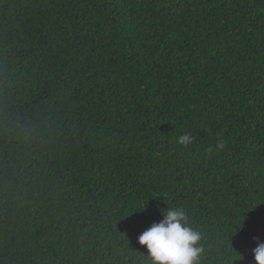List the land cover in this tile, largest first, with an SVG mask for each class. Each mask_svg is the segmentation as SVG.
<instances>
[{"label":"trees","instance_id":"1","mask_svg":"<svg viewBox=\"0 0 264 264\" xmlns=\"http://www.w3.org/2000/svg\"><path fill=\"white\" fill-rule=\"evenodd\" d=\"M171 208L256 264L264 0H0V264H151Z\"/></svg>","mask_w":264,"mask_h":264},{"label":"clouds","instance_id":"2","mask_svg":"<svg viewBox=\"0 0 264 264\" xmlns=\"http://www.w3.org/2000/svg\"><path fill=\"white\" fill-rule=\"evenodd\" d=\"M190 140L188 134L178 138L181 145H187ZM161 214L163 219L154 223L138 238L139 244L146 246L151 264H199L203 251L198 246L201 234L189 227L185 211L182 208H171ZM253 252L256 264H264V243H258Z\"/></svg>","mask_w":264,"mask_h":264}]
</instances>
